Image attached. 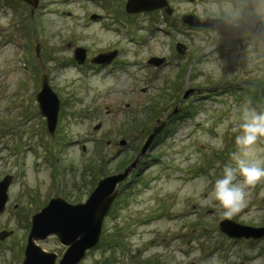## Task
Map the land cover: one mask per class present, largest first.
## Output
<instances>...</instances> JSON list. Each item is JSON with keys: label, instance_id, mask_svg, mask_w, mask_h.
Wrapping results in <instances>:
<instances>
[{"label": "rangeland", "instance_id": "1", "mask_svg": "<svg viewBox=\"0 0 264 264\" xmlns=\"http://www.w3.org/2000/svg\"><path fill=\"white\" fill-rule=\"evenodd\" d=\"M125 1L38 0L31 9L0 0V179L10 175L0 264L21 263L33 213L52 197L84 202L98 179L133 161L161 121L116 186L99 241L76 264H264V236L218 229L222 219L264 226V180L230 216L209 196L234 163L235 110L249 103L239 93L247 82L264 91V0H167L172 16L128 13ZM230 4L241 11L234 21L223 17ZM186 13L249 24L261 39L189 28L179 22ZM75 47L84 49L82 63ZM113 50L109 64L90 61ZM150 57L161 61L147 64ZM42 71L58 99L51 135L35 101ZM253 152L264 158V137ZM36 244L55 253V263L65 249L54 236Z\"/></svg>", "mask_w": 264, "mask_h": 264}, {"label": "water", "instance_id": "2", "mask_svg": "<svg viewBox=\"0 0 264 264\" xmlns=\"http://www.w3.org/2000/svg\"><path fill=\"white\" fill-rule=\"evenodd\" d=\"M34 9L37 0H20ZM205 2V0H198ZM221 1V0H217ZM156 8H163L169 15L171 8L166 0H126L124 10L128 13L150 11ZM180 21L190 28H202L215 30L219 35H240L252 32L259 33L250 25H227L221 18L205 17L200 19L194 14H183ZM184 46L181 43L175 44V50L182 53ZM115 51L99 53L92 57V63H109ZM73 59L77 64L84 60V49L75 47ZM160 58L150 57L147 63H159ZM192 89L185 90L180 100L185 99ZM35 101L38 112L45 120V127L48 133H53L56 124L58 111V99L50 89L45 71L40 74L39 90L35 93ZM173 109V112H176ZM163 121L155 126L147 135L133 161L121 171L105 175L98 179L84 202L70 204L61 197H52L39 211L30 216V226L25 238L23 258L20 264H55L56 255L41 249L36 241L43 240L46 236H54L58 242L65 247L61 257L56 264H76L84 256L88 249H91L98 242L101 223L108 213L109 207L117 194L116 184L123 181L131 169L136 165L140 156L149 147L155 135L160 132ZM119 144H124L120 140ZM10 182V175H4L0 179V211L3 209L7 198V187ZM218 229L227 237L257 238L264 236V226L254 227L239 224L231 219H222L218 222ZM8 232L1 231L0 239Z\"/></svg>", "mask_w": 264, "mask_h": 264}, {"label": "clouds", "instance_id": "3", "mask_svg": "<svg viewBox=\"0 0 264 264\" xmlns=\"http://www.w3.org/2000/svg\"><path fill=\"white\" fill-rule=\"evenodd\" d=\"M240 14L239 5L230 4L223 17L234 21ZM235 111L238 116L234 119L239 123L234 129L236 151L230 154L234 163L223 166L221 175L215 179L209 192L210 198L222 209L225 216H230L246 202L248 188L264 180V158L256 156L253 152L257 141L264 137V109L257 110L249 102L242 104ZM206 184L204 179L202 186Z\"/></svg>", "mask_w": 264, "mask_h": 264}, {"label": "trees", "instance_id": "4", "mask_svg": "<svg viewBox=\"0 0 264 264\" xmlns=\"http://www.w3.org/2000/svg\"><path fill=\"white\" fill-rule=\"evenodd\" d=\"M261 89L260 86L255 85L253 82H247V85L243 87L244 91L239 93V95L243 101L251 102L257 110H262L264 109V91Z\"/></svg>", "mask_w": 264, "mask_h": 264}, {"label": "flooded vegetation", "instance_id": "5", "mask_svg": "<svg viewBox=\"0 0 264 264\" xmlns=\"http://www.w3.org/2000/svg\"><path fill=\"white\" fill-rule=\"evenodd\" d=\"M189 1H192V0H189ZM153 11H159L160 13H164V10L163 9H155V10H151V12H153ZM148 12H150V11H148ZM165 15V14H164ZM173 15V10H172V12H171V14H169V15H167V16H172ZM180 22V21H179ZM236 24H241V23H234V24H229V25H236ZM171 25V24H170ZM172 27H175V24L173 23L172 25H171ZM248 34H251V35H254V34H252V33H248ZM254 36H256V35H254ZM256 37H258V36H256ZM259 39H261V36L260 37H258ZM94 66H98L97 64H93ZM173 117V116H172ZM175 118H177V116H175ZM170 121V120H169ZM170 122H172V121H170ZM121 186V185H120Z\"/></svg>", "mask_w": 264, "mask_h": 264}]
</instances>
